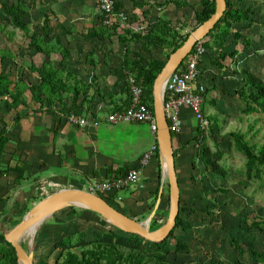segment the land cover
Here are the masks:
<instances>
[{
	"label": "crops",
	"instance_id": "0c3cea01",
	"mask_svg": "<svg viewBox=\"0 0 264 264\" xmlns=\"http://www.w3.org/2000/svg\"><path fill=\"white\" fill-rule=\"evenodd\" d=\"M28 2L30 8L25 20L31 26V30L29 34H25L23 31L28 42L26 52H34V48H29V36L36 32L43 38L44 44L47 43L46 48L55 47L46 57V61L60 69L64 68L65 73L72 74L73 83H80L82 89L81 93L77 95L75 107L72 106L75 101L74 92L64 96L66 104L64 110L61 105H56L52 110L41 109L38 104L34 103H30L27 110H24L22 106L18 110L8 109L5 99L0 98V131H6L9 138L5 152L0 158V232L4 234L21 221L29 210V204L63 187L87 189L92 183L117 179L121 176L115 175L123 167L133 169L140 166L145 146L148 145L146 141H151V134L154 137L152 145L155 142L158 143L157 136H154L150 128L139 127L142 122L115 123L109 122L105 118L107 113L120 111L115 108L122 107L128 96L125 89L126 80L123 79L117 83V75L114 71L122 64L127 51L131 60L137 59L141 54L146 57L166 59L164 49L151 48V51H146L143 47L144 39H135L125 43L119 41V34H123L125 30H129L131 33L145 34L149 31V29L145 30L147 27L155 24L159 19H166L160 10L161 5L158 0H116L119 4L117 11L125 12L128 15V21L116 24L121 27L112 37H103L95 33V28H98L102 22V14L98 8L97 0H29ZM46 16L50 23L46 20ZM46 25L49 29L45 28ZM139 26L145 28L142 31H137ZM122 29L125 30L120 31ZM116 40L124 44L123 51H118L119 43ZM62 49L68 53L67 57L63 56ZM154 50H159V53L155 56L149 55V53H156ZM115 52H118L117 55ZM43 61H45L44 53H35L33 57L27 54L22 58L21 63L12 58V78L19 77V64L25 70L26 79L27 76L38 74L30 70L29 66L32 62L40 65ZM62 62H64L63 65ZM211 66L217 73V83H220L224 77L226 82L227 80H232L233 83L238 82V79L235 78L236 74L233 73L235 69L231 70L229 64H225L224 61L225 76L217 72V65L211 63ZM27 82L29 83V81ZM33 83H37V81H33ZM217 83L214 84L218 86ZM220 84H224V82ZM220 89H223L222 85H219L215 91ZM25 97L28 101L33 102L31 91L25 92ZM207 100L210 102L208 106L214 107V111L209 108V113L208 106H206V113L210 116V114L219 111L218 102L216 98L210 99L209 96ZM214 100H216V106ZM100 105L105 106L102 112L98 111ZM35 109L36 111H34ZM17 112L20 115L19 120H16ZM70 113L89 114L92 117L101 118V121L98 126L79 127L68 123L67 115ZM183 119L182 133L173 139L174 150H178V153L175 154V164L181 196L184 190L183 182L188 184L189 180H195L197 177L194 173L196 168L203 171V164L198 156L199 142L196 139L201 130L198 121L188 108L183 110ZM219 126L218 128H220ZM205 131L203 130V134L206 133ZM152 161L154 162V160ZM150 163L139 167L142 179L140 188L134 185L121 189L113 193L114 197L112 198H107L104 195L107 200H119L126 208L125 212L113 205L111 201L109 202L120 211L138 220L153 205L155 197L153 192L159 185L156 164L154 163L152 170L145 169ZM17 165L25 170V178L18 183L16 182L18 171L5 170L7 166ZM50 167L53 171L48 179L41 173ZM160 172L161 184L159 188L163 189V195L169 185L168 181L165 184L166 179H163L162 169ZM67 174H79L83 184L70 183ZM204 176L200 172L201 182L204 181ZM46 180L55 186L47 193L44 191ZM126 190L128 193L124 192ZM136 192H141L139 197L142 206L141 209L133 210L132 202L138 196ZM110 193L112 192L104 194L111 195ZM162 213L163 210L159 217L162 216ZM102 220L104 219L102 218Z\"/></svg>",
	"mask_w": 264,
	"mask_h": 264
},
{
	"label": "trees",
	"instance_id": "16d2710c",
	"mask_svg": "<svg viewBox=\"0 0 264 264\" xmlns=\"http://www.w3.org/2000/svg\"><path fill=\"white\" fill-rule=\"evenodd\" d=\"M28 1L29 0H12L10 4L0 2V8H2L9 18V23L12 24L14 28L24 31L25 34H29L31 30V26L25 20L30 8ZM170 1L172 0H167V2ZM176 3L177 5L189 4L184 0H178ZM227 4L228 9L224 17L220 19L215 28L205 37L207 39H203L205 48L207 49L204 56H208L207 51H213L214 53H210L209 56L210 61L214 65H219L222 69L225 67L223 66L224 60L231 58L234 60V64H241V60L244 62V59L250 56L252 48L255 47V43H253L251 36L246 35L243 30L251 29L253 26H256L252 14L257 11V8L250 4L244 5L245 7L242 5L240 6L233 0H227ZM201 5V8L197 9L195 12L197 26L210 18L216 9L215 0H201ZM118 6L119 4L116 2V10ZM46 20L48 21L47 16ZM237 24L241 25V27L237 28ZM48 25H46L47 27L45 28L49 29ZM233 29L236 31H233ZM95 33L103 37H112L117 33V26L106 27L101 22L99 27L95 28ZM189 34L190 32L182 34L179 30L172 28L170 22L162 19H159L155 24L151 25V28L145 34L131 33L129 30H125L123 34H119V41L123 43L135 39H144L143 47H145L146 51H151V48L164 49L166 46H169L171 50L167 53L165 60L156 57H146L142 54L139 55L137 59L131 60L127 54L128 51L126 52L122 64L114 71L117 75V83L123 79L126 80L125 89L128 96L125 98L123 106L115 108V110H123L131 104L128 78L132 74L144 85V101L154 111L153 85L155 79L167 62L170 54L184 43ZM29 38V48L35 49L34 52H28L29 56L33 57L35 53L45 54V61H43L42 64L37 65L32 62L29 66L30 70L38 73L40 81L37 83H28V80L25 78V71L21 65L18 67L20 69L19 77L16 79L12 78V69L8 70L5 65V60L8 58V55L3 54L1 56L2 67L0 70V98L5 99V105L8 109L18 110V108L22 106L24 110H27V107L29 108V101L25 97V92L29 89L32 92L33 100L41 109L52 110L56 105H61L62 110H64L66 109L64 96L74 92L73 97L75 101L72 106L75 107L77 95L81 93L82 89L80 88V83H73L72 74L65 73L64 68L60 69L46 61V57L50 55L55 47L51 46V48H46L45 45H47V43L45 42L44 44L43 38L38 36L36 32L31 34ZM239 43L244 45L241 51L237 48ZM61 52L64 57H67L68 53L66 50L62 49ZM202 63L204 64V60L201 61V64ZM63 64L64 62H62V65ZM246 64L247 63H242V67L235 68L233 72L241 76V79H238V82H236L238 87L235 88L234 94L244 102L245 107L243 111L245 113H264V79L255 74L252 68ZM202 71L203 69L201 68L199 82L204 83V79H201ZM217 87L218 86L215 84L205 86V101L202 107L204 112H206L207 104L210 103L209 100L206 99L208 98L206 95ZM222 91L226 93L227 90L223 87ZM213 102L216 106V100ZM221 115L222 112L217 111L209 116V131L213 137L215 148H212L210 144L206 142L207 137L203 134V130H200L196 139L199 142L198 156L203 164L202 174H213L214 176L226 178L228 176V170L221 163L225 156V151L221 148L219 133L215 130L213 124H221ZM19 119L20 115L17 112L16 120ZM223 121H226V118H224ZM226 135L233 138L236 149L240 151L246 159L245 174L247 179L260 177L264 183V143L256 148L249 143L246 139L247 134L242 131H231ZM175 137L176 135L173 133V139ZM8 142L9 138L6 135V131H0V158L5 152V147ZM177 151L178 150H175V154L178 153ZM153 160L157 168L159 185L156 186L153 192L155 196L153 205L145 211L146 213L142 215L143 217H141L140 220L149 215L159 194V187L161 184L159 149H157ZM10 169L18 171L17 183L25 178V170L21 166H7L5 170L8 171ZM130 169L129 167H123L115 176L126 175ZM117 191L118 190L112 191V193H110L111 195H105V197L112 198L114 197L113 193ZM100 195L104 197L103 194ZM169 205V188H167L166 193L164 192L162 195V202L156 215H159L162 210L163 213L167 214ZM65 209H69V213H74L76 207H68ZM182 210H185V208L180 206V212L176 219V226L163 242H152L144 239L138 234L125 232L114 226H111L109 229L92 227V230H90L91 233L86 229L80 231H67L68 233H65V235L54 242V247L60 249L54 264H192L181 263L173 259V255L179 253L181 249H189L187 242L175 236L176 229L182 228L183 230H187L192 227L191 224L182 217ZM62 211H64V209L58 211L55 217ZM88 212L92 215H97L95 212ZM108 224L109 223L105 221V225ZM61 225H63V222L60 221L57 223V230H60ZM161 225L162 223L154 217L151 223V229H156ZM250 227L264 231V220L262 218L254 219ZM68 229L69 228H63L62 231ZM173 239L175 240V242H173L174 248H171L170 242L171 240L173 241ZM231 241L239 254L243 255L250 250L257 261L264 264V251L258 252L255 249L245 247L239 238H232ZM0 264H18L16 250L14 246L6 240L3 232H0ZM211 264L226 263L222 260H213Z\"/></svg>",
	"mask_w": 264,
	"mask_h": 264
},
{
	"label": "rangeland",
	"instance_id": "374dc122",
	"mask_svg": "<svg viewBox=\"0 0 264 264\" xmlns=\"http://www.w3.org/2000/svg\"><path fill=\"white\" fill-rule=\"evenodd\" d=\"M176 1L178 0H172L170 2H167V0H158L161 5L160 10L166 17L165 21L170 22L172 28L185 34L197 27L195 12L197 9L201 8V0H184L186 3H189L187 5H177ZM233 1L240 6L250 4L257 8V11L252 14L256 26H253L251 29L243 30L246 35L251 36L253 43H255V47L251 50V57L245 58L244 62L241 60V64L247 63L255 74L264 79V0ZM0 2L10 4L12 0H0ZM9 22V18L2 8H0V70L2 67L1 56L3 54L8 55V58L5 60V65L8 70L12 68V58H14V60L17 59L18 62L21 63L22 58L28 54L26 52L28 42L24 32L14 28ZM120 23L125 22H118V24ZM120 27L121 26L118 25L117 29ZM236 27L240 28L241 25L237 24ZM150 28L151 26L147 27L145 30ZM124 30L125 29H122L120 31ZM140 30L142 31V29ZM233 31L236 30L233 29ZM206 39L207 38H205V40ZM118 43V51H123L124 49H122V46L124 44ZM243 46L242 43H239L237 48L242 50ZM170 50L169 46H166L164 48V54L167 55ZM154 52L156 53H149V55L155 56L159 53V50H154ZM207 52L208 56H204L203 58L204 64L202 63L203 71L201 79H204L205 82L203 84L205 86H211L217 83V77L215 78L217 73L212 69L209 58L210 53L214 52ZM115 53L117 55L118 52ZM224 63L229 64L231 70L236 67H242L241 64H234V60L231 58L224 60ZM216 68L220 75L222 74L225 76L224 69L220 68L219 65H217ZM38 76V74H34L30 77L27 76V79L29 83H33V81L39 82L40 76ZM235 78L241 79V76L238 74ZM221 82H224V84H220ZM220 83H217L218 86L222 85L225 87L227 90L226 93L221 89L216 91L212 90L206 97L209 96L210 99L216 98L218 110L222 112L220 117L221 125L213 124L215 130L219 133L221 148L225 151V156L221 163L227 168L228 176L223 178L214 176L213 174H207L204 176V181L201 182L199 175L202 170L196 168V171H194L197 176L195 180H189L188 184L183 182L184 190L181 196V206L184 207L185 210H182L181 214L192 227L187 230H183L182 228L176 229L175 236L187 242L189 249H181L179 253L173 255V259L181 263L192 264H211L213 260H222L226 264H263L257 261L250 250L243 255L239 254L231 241L232 238H239L245 247L255 249L258 252L264 251V231L250 227L254 219L262 218L264 220V183L260 177L247 179L245 174L246 159L244 155L236 149L233 138L226 134L231 131L245 132L247 134L246 139L249 143L258 148L264 143V113H245L243 111L245 107L244 102L234 94V90L238 87V84H236V82L233 83L232 80H227L226 82L225 77ZM28 92L30 91L27 90L26 93ZM30 103L36 104L34 100L33 102L29 100V104ZM209 108L214 111V107L209 105V113ZM34 111H36V109ZM224 118H226V121H223ZM126 125L132 126L131 124ZM141 126L146 129L147 127L150 128L148 123H141L139 127ZM218 126L220 128H218ZM205 132L207 133H204L207 137L206 142L210 144L212 148H215L213 137L210 135L209 129ZM153 141L154 137L151 134V141H146L148 145L145 146L146 149L144 152L151 148ZM153 165L154 162L152 161L145 169L152 170ZM51 171L53 170H51L50 167L42 172L41 175L49 179ZM67 175L70 183H82V177L79 174ZM63 177L65 178L67 176ZM166 182L167 179L165 184ZM44 187V191L47 193V191L54 189L55 186H52L49 184V180H46ZM124 192L126 193L127 190ZM99 193L106 195L103 192ZM139 196H141V192L138 193V196L132 202L133 210H137V208L141 209L142 201ZM39 197L41 196L39 195ZM37 201H39V199ZM109 201L120 210L126 211V208L119 200ZM35 202L29 204V210ZM168 214L169 210L167 214L162 213L160 217L156 215L155 219L160 220L163 224ZM57 215L56 217L54 215L47 221L48 224L46 223L41 228L36 237L34 248L35 264H54L60 252V249L54 247V242L65 235V233H68L67 231H80L86 229L90 232L92 227L102 229L111 228L110 224L105 225V221H102L100 215H92L88 210L79 207H76L74 213H69V209H64V211L59 212ZM60 221L63 222V225L60 226V230H57V223ZM63 228L69 229L62 231ZM23 242L25 246H28V239L23 238ZM173 242H175L174 239L170 242L171 248H174Z\"/></svg>",
	"mask_w": 264,
	"mask_h": 264
},
{
	"label": "water",
	"instance_id": "95a60500",
	"mask_svg": "<svg viewBox=\"0 0 264 264\" xmlns=\"http://www.w3.org/2000/svg\"><path fill=\"white\" fill-rule=\"evenodd\" d=\"M215 2V12L210 18L193 29L184 43L170 54L153 85L154 113L158 124L159 159L163 179H167L169 185L170 205L166 221L158 228L151 229L152 220L156 216L162 201V188L149 216L138 220L114 207L91 187L87 189L63 187L37 201L21 221L5 233L6 240L16 250L18 264H35L34 248L39 230L58 211L68 207H79L94 211L110 225L128 233L138 234L152 242H163L169 236L176 226V219L180 212L181 193L175 164L173 135L164 113V93L169 77L190 53L195 43L204 39L215 28L220 19L224 17L228 9L227 0H215ZM33 229L35 232L28 246H25L23 237L27 231Z\"/></svg>",
	"mask_w": 264,
	"mask_h": 264
},
{
	"label": "built area",
	"instance_id": "2783aa9c",
	"mask_svg": "<svg viewBox=\"0 0 264 264\" xmlns=\"http://www.w3.org/2000/svg\"><path fill=\"white\" fill-rule=\"evenodd\" d=\"M97 4L102 14V23L106 27L115 26L121 21L125 23L128 21V15L125 12L115 9L116 0H97ZM144 28V26H139L136 30L139 31ZM206 50L203 39L197 41L193 49L186 56L185 61H183L184 63L182 62L168 79L164 93V113L172 135L174 133L177 136L182 133L184 108L192 111L201 130H207L210 126L209 114L202 109L205 101V85L199 82L201 76L200 64ZM128 82L131 93V104L123 110L107 113L105 118L109 122L115 123H148L154 136H157L158 124L155 113L144 101V85L132 74L129 76ZM98 108V111L102 112L105 106L100 105ZM67 121L79 127L98 126L101 118L92 117L89 114L79 115L70 113L67 115ZM157 149H159V145L155 142L143 154L140 166L150 163L154 159ZM139 167L131 169L126 175L117 179L92 183L88 187H91L97 193L119 191L134 185L140 188L142 186V179Z\"/></svg>",
	"mask_w": 264,
	"mask_h": 264
},
{
	"label": "bare ground",
	"instance_id": "6f19581e",
	"mask_svg": "<svg viewBox=\"0 0 264 264\" xmlns=\"http://www.w3.org/2000/svg\"><path fill=\"white\" fill-rule=\"evenodd\" d=\"M35 231H34V229L33 230H30V231H27L26 233H25V235H24V239H28L29 241H30V239H31V237H32V235H33V233H34Z\"/></svg>",
	"mask_w": 264,
	"mask_h": 264
}]
</instances>
